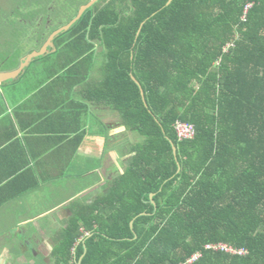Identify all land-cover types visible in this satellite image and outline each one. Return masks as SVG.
Segmentation results:
<instances>
[{
    "label": "trees",
    "instance_id": "1",
    "mask_svg": "<svg viewBox=\"0 0 264 264\" xmlns=\"http://www.w3.org/2000/svg\"><path fill=\"white\" fill-rule=\"evenodd\" d=\"M89 1L31 14L46 26L29 55ZM169 2L99 0L25 70L51 59L81 114L108 108L138 138L107 191L72 204L55 264H264V0Z\"/></svg>",
    "mask_w": 264,
    "mask_h": 264
},
{
    "label": "crops",
    "instance_id": "2",
    "mask_svg": "<svg viewBox=\"0 0 264 264\" xmlns=\"http://www.w3.org/2000/svg\"><path fill=\"white\" fill-rule=\"evenodd\" d=\"M50 66L51 59L0 85V264H55L72 204L105 193L131 158L118 114L92 106L81 114L78 88L45 78ZM32 80L41 81L30 88Z\"/></svg>",
    "mask_w": 264,
    "mask_h": 264
},
{
    "label": "rangeland",
    "instance_id": "3",
    "mask_svg": "<svg viewBox=\"0 0 264 264\" xmlns=\"http://www.w3.org/2000/svg\"><path fill=\"white\" fill-rule=\"evenodd\" d=\"M53 1L54 0H0L1 72L16 67L17 64H19L18 61L20 57L29 55L30 51L37 48V46L34 45L35 30L37 31V28H45L46 25H49L51 11H57V16L62 17L63 14L74 11L77 4H80L85 0H58V3H54ZM37 12H42L44 14V17L47 18L48 24L42 21L40 17L37 18L36 21L30 19V15L36 14ZM57 20L58 22H62L60 18H57ZM52 25H55V22H53ZM34 28L36 29L33 30ZM40 64L42 65V62L32 66L29 76H32L33 70L39 69L37 67ZM97 65L100 67L102 61H98ZM47 74L46 71L45 78L48 76ZM40 78H43L42 75ZM25 79H29V77L27 76ZM40 81L41 80H32V82H29L28 86L33 88L34 86H37ZM19 83L21 84V82ZM5 87L2 91L6 93L7 88ZM130 138L132 142L138 139L134 135H130ZM94 180H96V175H91L85 178V181L88 183H91ZM86 185L87 183H85V186ZM29 256L32 257L31 254Z\"/></svg>",
    "mask_w": 264,
    "mask_h": 264
},
{
    "label": "water",
    "instance_id": "4",
    "mask_svg": "<svg viewBox=\"0 0 264 264\" xmlns=\"http://www.w3.org/2000/svg\"><path fill=\"white\" fill-rule=\"evenodd\" d=\"M97 2H99V0H90L87 4L82 5L79 9L78 15L76 16V18H74L70 23H68L67 25L61 27L60 29L56 30L54 33H52V35L48 38L47 42L44 44V46L39 50V51H34L32 52L30 55H28L25 59H23L21 66L19 67V69L12 71V72H7V73H2L0 74V85L7 82V81H11V80H15L18 77H20L26 70L27 67H29V65L33 62V60L45 56L47 54H49L51 51L50 49H52L53 51H55V44L54 41L55 39L62 33L69 31L84 15V13L89 10L90 8H92ZM172 2V0H170L169 4ZM144 24V23H143ZM133 80L140 85V83L138 82V80L133 77ZM141 86V85H140ZM142 91V96L144 98V92ZM145 101V98H144ZM173 150L174 153L176 155L177 149L176 147L173 145ZM154 195H152L151 197H153ZM133 225V223H132Z\"/></svg>",
    "mask_w": 264,
    "mask_h": 264
},
{
    "label": "built area",
    "instance_id": "5",
    "mask_svg": "<svg viewBox=\"0 0 264 264\" xmlns=\"http://www.w3.org/2000/svg\"><path fill=\"white\" fill-rule=\"evenodd\" d=\"M176 131L178 138L180 140H188L192 139L195 136V129L192 125L186 124V123H181L178 122L176 125ZM208 250H215V251H225L227 253L231 254H239L241 255L243 252L242 251H237L236 249L229 247L227 245L219 244V245H208L206 247ZM200 255L195 256V259L199 258ZM193 259V260H195ZM191 262V261H190Z\"/></svg>",
    "mask_w": 264,
    "mask_h": 264
}]
</instances>
